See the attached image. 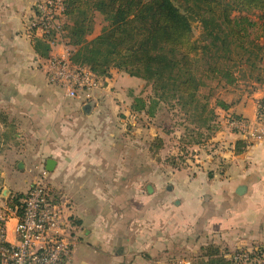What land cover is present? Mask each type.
<instances>
[{
  "label": "crops",
  "instance_id": "0c3cea01",
  "mask_svg": "<svg viewBox=\"0 0 264 264\" xmlns=\"http://www.w3.org/2000/svg\"><path fill=\"white\" fill-rule=\"evenodd\" d=\"M37 1L0 0V112L10 106L11 111L23 112L22 123L19 120L18 124L5 121L1 114L0 152L33 156L38 164L45 161V166L52 158L56 161L55 173L62 166L93 169L97 173L88 184L115 187L110 192L92 188L85 209L76 208L71 200L80 242L70 264H174L170 255L178 243L199 247L210 240L231 252L264 249V140L247 145L242 132L229 124L230 116L256 120L264 82L252 79L249 82L254 87L223 93L219 100L227 104L225 108L215 104L220 117L213 137L214 153L218 155L210 163L213 176L206 173V166L198 174L187 169L175 171L165 189L159 181L149 180L148 191L143 194L144 177L141 166L136 171L135 155L133 161L117 157L127 149L119 139L124 137L120 132L122 122L109 113L113 107L109 96L102 98L117 85L114 77H102V87L87 103L67 96L60 100L33 96L38 88L35 76L42 84L56 86L43 78L45 57L36 50V46L40 49L46 44L45 38L36 34L32 41L27 33ZM62 52L63 45H59L53 53ZM40 62L43 69L38 70ZM112 71L116 77L120 75L118 70ZM30 111L37 113L32 115ZM79 120L83 123L77 126ZM88 137L90 140H86ZM19 162L27 168L26 160ZM129 168L135 171L127 177L123 170ZM76 179L84 184L81 173ZM13 181L14 191L26 192L16 190L18 180ZM126 185L130 186L128 192ZM127 201H134L130 214L124 211ZM16 223L15 218L8 222L10 239L15 237ZM187 262L183 260L182 264Z\"/></svg>",
  "mask_w": 264,
  "mask_h": 264
},
{
  "label": "trees",
  "instance_id": "16d2710c",
  "mask_svg": "<svg viewBox=\"0 0 264 264\" xmlns=\"http://www.w3.org/2000/svg\"><path fill=\"white\" fill-rule=\"evenodd\" d=\"M68 22L67 44L71 47V60L86 65L100 76L107 75L112 67L153 83L155 95L148 102L135 96L132 110L153 115L160 100H175L178 105L189 106L192 113L204 117L207 129L218 130L215 125L216 110L201 103L198 92L202 84L199 61L206 56L210 46L228 51L229 43L254 56L251 65L261 59L264 45L257 38L264 37V0H62ZM259 11L254 20L247 13ZM236 12V14H234ZM102 16L100 32H95L96 17ZM263 20V21H262ZM199 21L207 44L194 40L193 22ZM261 32L250 39L252 28ZM249 38L253 48H247ZM42 57H49L51 47L46 43ZM38 52L39 48L36 46ZM248 64V65H250ZM258 81L264 82V67L258 68ZM222 75L229 83L234 76L230 70ZM199 103L201 106L199 107ZM217 105L227 104L217 100ZM199 111V112H198ZM242 145H245L243 143ZM246 146V145H245ZM24 193H15L7 199L18 204ZM224 254H209L203 264H241V260L256 259L264 264L262 250L249 252L241 249ZM261 260V261H260ZM252 264V263H251Z\"/></svg>",
  "mask_w": 264,
  "mask_h": 264
},
{
  "label": "rangeland",
  "instance_id": "374dc122",
  "mask_svg": "<svg viewBox=\"0 0 264 264\" xmlns=\"http://www.w3.org/2000/svg\"><path fill=\"white\" fill-rule=\"evenodd\" d=\"M234 14H236V12ZM247 14L250 18L258 20L260 12L255 11ZM57 21L61 24L63 23V25L62 29H59L60 36L57 37L59 43H57L56 46L58 44H62L63 42L67 44L68 32L67 29H65L66 23L68 22L67 16L64 15L63 19L60 18L57 19ZM101 27L102 16L97 15L95 32L87 39L89 40L98 34ZM193 27L194 40H198L202 45L207 44L211 40L205 37L204 29L199 21H194ZM260 32L261 30H258L257 27L252 28L250 39L254 38L255 41V36ZM27 33L30 39L34 41L36 37H34L29 29H27ZM52 37H55V31L52 34ZM45 42L47 43V41ZM257 42L260 45L264 44V37L257 38ZM64 43L62 45H64ZM45 45L46 44H43L39 49L40 55L45 52ZM245 45L248 49L253 48V44L250 43L248 37L245 39ZM68 47L71 52V47ZM229 48L230 49L228 51H224L222 49H218L217 46H210L206 56L201 58L199 61L198 74L201 76L200 78L203 81L199 87L198 96L201 103H207L209 108L216 109L215 104L217 100H219L223 93L228 92V90L232 92L233 88L244 89L249 86L254 87L255 85H250L249 81L252 79L258 81V74L259 72L261 73L258 69L259 65L261 68L264 67V50L260 52L261 59L259 61L256 60V66H253L250 64V62L254 60L253 55L249 54V52H244L236 46L235 42L232 41L229 43ZM248 64L250 65L248 66ZM40 69H43L41 62L39 63L38 70ZM112 70H118L120 75L116 77L115 72ZM223 70L231 71L232 76L235 77L232 83H229L226 77L222 75ZM121 73L124 74L121 75ZM107 76L109 78L114 77V79L118 82L117 85L112 88L113 90L111 93L103 95L102 98H105L104 100H106V96H109V101L112 102L110 104L113 105L112 108H109V113L113 114L114 117L116 116L118 118V122H122L120 132L124 135V137H120L119 139L120 143L127 148H125V152L117 154V157L119 159L123 157V159L127 161H133L132 157L135 155L137 161L136 171L138 170V167L141 166L140 168L144 177L142 189L143 194H146L148 191L146 184L149 180H151L150 182L159 181L162 189H165V187L170 184L169 178L172 177V173L175 171L187 169L192 174H198L197 172H200L201 168L206 166V173L213 176L214 169H210L212 166L210 163L214 161V158L217 160L216 157L218 156L214 153L216 142L213 140V137L218 130L212 131L207 129V126L203 123L204 117H202L201 114L199 115V113L196 112L192 113L193 111L188 109L190 108V105L187 107L181 106L172 99L160 100L159 104L152 107L153 115L146 114L144 111H134L132 110V104L135 96H142L148 102H150V99L154 97L155 92L153 83L142 78L131 76L118 68L113 67L107 75L102 77L105 78ZM43 78L47 80L48 84L55 85L49 81L47 74L43 76ZM5 81L6 79H4V82ZM42 83L43 81L38 78V76L34 77V85L38 87L36 91H33V96L35 98H57L58 100L66 98L65 96L67 95L65 90L61 86H48L45 83ZM83 103L87 102L84 101ZM83 103L81 104L83 105ZM201 103H199V107L201 106ZM10 107L2 108V112H0V120H2L1 118L4 115L5 121L12 123L16 122L13 124H18V121L20 120L22 123L20 117L23 112L14 110L11 111ZM79 111H81V113L83 112L82 109ZM29 113L33 115L36 114L37 111H30ZM24 116H26V113ZM219 117L220 115L216 112L214 124L218 126L217 129H219ZM82 123L83 122L79 120L77 126ZM109 134L110 133L108 131L107 135ZM86 140H90V137ZM0 148H3V146L0 145ZM32 158L33 159L27 156L16 157L14 151L12 152V155L8 150L0 152V203L7 200L12 194L18 193V191H14V178H17L18 180L16 190L27 191L31 185L30 180L38 172L37 167H46L45 161L38 164L39 162L33 156ZM20 159L26 160L28 164L26 169L19 167L17 161ZM188 167H190V169H188ZM123 171H125L126 176L129 177L133 175L132 173L135 170L129 168ZM79 173H81V177H84L83 185L79 184L78 179H76ZM96 173V170L93 169L84 168L82 170H78L76 168L73 169L62 166L60 168L58 167V171H56V173L54 170L51 176L49 175V181H51L52 185L54 184L57 188H59L63 195L72 200L76 208L82 206L81 209H85L83 207L86 205L87 201L90 202V199L88 198L91 196L90 192L92 188L94 191L96 189H103V191L106 192L113 191V188H115L110 184L105 186H102L101 184H88L89 178ZM68 176H73L75 178ZM66 177H68V179H66ZM4 189H9L11 192H7L8 194L4 196ZM126 189L128 192L130 186L126 185ZM133 204L134 201L124 202V211L128 214L133 212ZM122 208L123 207H120L119 210L123 211ZM210 241L211 242L206 241V243H203L199 247H188L186 243H178L177 247L175 246L173 253L170 256L174 259V264H182L183 260L190 261L192 264H203V262L208 259L207 257L209 254H224L226 257H231V251L224 245L216 243L213 240ZM257 250L258 249H255L254 252ZM249 252H253V250ZM255 262L259 261H256V259L244 258L240 263L255 264Z\"/></svg>",
  "mask_w": 264,
  "mask_h": 264
},
{
  "label": "built area",
  "instance_id": "2783aa9c",
  "mask_svg": "<svg viewBox=\"0 0 264 264\" xmlns=\"http://www.w3.org/2000/svg\"><path fill=\"white\" fill-rule=\"evenodd\" d=\"M63 11L62 0H39L28 28L34 36L45 38L51 47L43 62L49 81L61 86L68 97L87 101L102 87V76L86 65L74 63L69 45L64 42L63 52L53 53L55 47L63 44L56 46L63 25L57 19L64 18ZM261 91L254 122L241 116L229 118V124L242 132L247 145L264 140V88ZM37 168L36 177L18 204L8 200L0 203V264H70L80 242L71 200L52 185L46 167ZM11 218L17 220L14 239L8 236ZM258 250L264 256L263 249Z\"/></svg>",
  "mask_w": 264,
  "mask_h": 264
},
{
  "label": "water",
  "instance_id": "95a60500",
  "mask_svg": "<svg viewBox=\"0 0 264 264\" xmlns=\"http://www.w3.org/2000/svg\"><path fill=\"white\" fill-rule=\"evenodd\" d=\"M55 166H56V161L54 159H48L47 160V163H46V169L49 171V172H53L54 169H55ZM19 167L20 168H23L24 167V163L23 162H19ZM148 189L150 191H152V188L151 186H148ZM10 193V190L9 189H4L3 191V195L6 196L8 193Z\"/></svg>",
  "mask_w": 264,
  "mask_h": 264
}]
</instances>
